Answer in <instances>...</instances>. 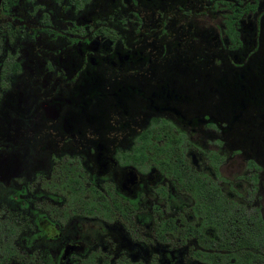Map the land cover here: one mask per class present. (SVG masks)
Masks as SVG:
<instances>
[{
    "label": "flooded vegetation",
    "instance_id": "flooded-vegetation-1",
    "mask_svg": "<svg viewBox=\"0 0 264 264\" xmlns=\"http://www.w3.org/2000/svg\"><path fill=\"white\" fill-rule=\"evenodd\" d=\"M257 231L264 0H0V264H228Z\"/></svg>",
    "mask_w": 264,
    "mask_h": 264
},
{
    "label": "trees",
    "instance_id": "trees-1",
    "mask_svg": "<svg viewBox=\"0 0 264 264\" xmlns=\"http://www.w3.org/2000/svg\"><path fill=\"white\" fill-rule=\"evenodd\" d=\"M260 219L258 218V223H255L256 226H259ZM263 232L257 231L254 234V237L252 238L249 234L248 237L243 239L244 247H241L240 249H230L229 255L227 257L228 264H252L251 260L253 258L263 259L264 258V246H260V243L258 240H256L255 237L259 236ZM263 243V242H262ZM264 244V243H263ZM230 257L234 258V263H231L229 261Z\"/></svg>",
    "mask_w": 264,
    "mask_h": 264
},
{
    "label": "rangeland",
    "instance_id": "rangeland-1",
    "mask_svg": "<svg viewBox=\"0 0 264 264\" xmlns=\"http://www.w3.org/2000/svg\"><path fill=\"white\" fill-rule=\"evenodd\" d=\"M240 139H241V140H244V139H243V137H242V138H241V137H240V138H238V144H242V143H240V142H239V141H240ZM242 142H243V141H242ZM243 143H244V142H243Z\"/></svg>",
    "mask_w": 264,
    "mask_h": 264
}]
</instances>
